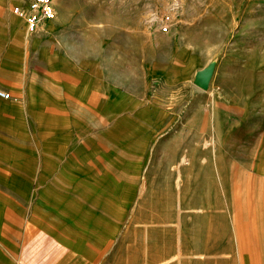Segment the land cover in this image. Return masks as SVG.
<instances>
[{
    "label": "rangeland",
    "instance_id": "374dc122",
    "mask_svg": "<svg viewBox=\"0 0 264 264\" xmlns=\"http://www.w3.org/2000/svg\"><path fill=\"white\" fill-rule=\"evenodd\" d=\"M54 6L33 35L13 13L28 48L0 28V90L11 94L0 148L20 131L35 144L64 139L67 162L99 179L74 214L122 225L146 264H263L264 0ZM210 63L203 90L195 74Z\"/></svg>",
    "mask_w": 264,
    "mask_h": 264
},
{
    "label": "crops",
    "instance_id": "0c3cea01",
    "mask_svg": "<svg viewBox=\"0 0 264 264\" xmlns=\"http://www.w3.org/2000/svg\"><path fill=\"white\" fill-rule=\"evenodd\" d=\"M12 2L0 0V28L28 48L13 30ZM8 64L11 75H19L15 60ZM12 134L0 148V264H146L131 251L122 225L93 217L89 208L80 218L74 214L78 203L83 212L79 196L97 192L99 179L95 170L82 169V160L67 162L64 139L52 147L21 131ZM257 243L264 259V239Z\"/></svg>",
    "mask_w": 264,
    "mask_h": 264
},
{
    "label": "built area",
    "instance_id": "2783aa9c",
    "mask_svg": "<svg viewBox=\"0 0 264 264\" xmlns=\"http://www.w3.org/2000/svg\"><path fill=\"white\" fill-rule=\"evenodd\" d=\"M13 13L25 20L28 35H33L38 32L46 22L54 20L56 16L54 0H30L25 5L18 4L15 6ZM158 27L161 32H169L171 28V20L169 17L162 18ZM0 98L9 100L11 94L0 90Z\"/></svg>",
    "mask_w": 264,
    "mask_h": 264
},
{
    "label": "water",
    "instance_id": "95a60500",
    "mask_svg": "<svg viewBox=\"0 0 264 264\" xmlns=\"http://www.w3.org/2000/svg\"><path fill=\"white\" fill-rule=\"evenodd\" d=\"M214 69L215 63H210L203 69L197 71L195 74L194 84L203 90H207L209 88Z\"/></svg>",
    "mask_w": 264,
    "mask_h": 264
},
{
    "label": "bare ground",
    "instance_id": "6f19581e",
    "mask_svg": "<svg viewBox=\"0 0 264 264\" xmlns=\"http://www.w3.org/2000/svg\"><path fill=\"white\" fill-rule=\"evenodd\" d=\"M25 5V4H24ZM20 17V16H19Z\"/></svg>",
    "mask_w": 264,
    "mask_h": 264
}]
</instances>
